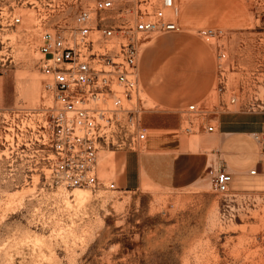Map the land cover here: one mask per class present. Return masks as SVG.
I'll return each mask as SVG.
<instances>
[{
    "label": "built area",
    "instance_id": "1",
    "mask_svg": "<svg viewBox=\"0 0 264 264\" xmlns=\"http://www.w3.org/2000/svg\"><path fill=\"white\" fill-rule=\"evenodd\" d=\"M142 2L94 0L86 6L83 0H0V68L14 64L9 36L30 12L44 76L41 104L0 109V147L11 165L23 162L27 174L42 177L57 193L96 190L100 153L143 148L148 134L142 121L140 48L156 34L181 30L176 0H158L152 12V2ZM198 32L207 39L222 34L215 29ZM219 75V86L225 90L224 71ZM229 102L235 104L236 98L231 96ZM188 112L198 109L192 105ZM254 139L262 145L263 161L264 141L259 135ZM250 175H257V169ZM207 176L221 197L222 219L237 207L256 208L259 199L264 202L261 193L232 189L234 173L220 154L212 159Z\"/></svg>",
    "mask_w": 264,
    "mask_h": 264
},
{
    "label": "rangeland",
    "instance_id": "2",
    "mask_svg": "<svg viewBox=\"0 0 264 264\" xmlns=\"http://www.w3.org/2000/svg\"><path fill=\"white\" fill-rule=\"evenodd\" d=\"M93 1L83 3L88 6ZM142 1L131 0L133 4ZM150 1L148 10L152 12L158 0ZM189 1L176 0L180 13ZM241 1L258 9L256 26L264 28V0ZM27 17L9 36L14 64L0 68L6 81L5 103L0 109L36 102L44 96L38 37L34 19L29 25ZM189 36L212 46L217 54L215 90L218 92L222 71L234 86L235 33L223 32L207 39L196 30L152 38L166 37V51L171 52ZM37 81L41 83L38 91L34 89ZM141 97L144 108L149 109L145 95ZM5 156L0 147V264H264V202L259 199L256 208L237 207L222 219V200L207 176L209 166L196 185L205 192L201 195L149 186L125 192L116 186L110 189L115 183L108 180H100L96 190L74 188L57 193L42 177L27 174L26 164L11 165ZM77 191L85 192L87 199L78 201L74 196ZM234 212L238 213L235 218Z\"/></svg>",
    "mask_w": 264,
    "mask_h": 264
},
{
    "label": "crops",
    "instance_id": "3",
    "mask_svg": "<svg viewBox=\"0 0 264 264\" xmlns=\"http://www.w3.org/2000/svg\"><path fill=\"white\" fill-rule=\"evenodd\" d=\"M259 16L258 9L241 0H190L183 7L181 31L174 35L199 29L236 34L235 84L229 85L227 78L226 89L218 84V92V60L212 46L192 36L171 52L166 51V37L142 43L139 82L150 106L142 116L148 139L139 152L100 153L99 182L108 180L125 192L149 186L201 195L205 192L196 185L211 156L220 154L234 173L233 190L264 194L262 145L254 139L259 135L264 141V28L256 26ZM5 82L0 76V105L5 103ZM231 96L235 104H230ZM41 102L39 98L25 104ZM192 105L198 113H183ZM209 126L213 132L207 131ZM254 168L257 175L252 176Z\"/></svg>",
    "mask_w": 264,
    "mask_h": 264
},
{
    "label": "bare ground",
    "instance_id": "4",
    "mask_svg": "<svg viewBox=\"0 0 264 264\" xmlns=\"http://www.w3.org/2000/svg\"><path fill=\"white\" fill-rule=\"evenodd\" d=\"M179 14L181 15L180 10H179ZM27 16L26 17H27L28 20H27L26 23H28L29 25H32L33 19H34L33 14L30 13V12H27ZM34 25H35V19H34ZM34 25H33V29H34ZM34 31H35V29H34ZM34 34L36 35V33H34ZM40 88H41V83L39 81L35 82L34 83V89L36 91H38ZM140 99H141V102H142L141 89H140ZM74 196H76V198L78 199V201H84L88 197V195L85 192H83V191H77V192H75Z\"/></svg>",
    "mask_w": 264,
    "mask_h": 264
}]
</instances>
